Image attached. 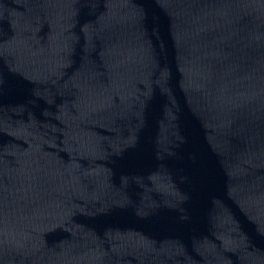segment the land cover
<instances>
[{"label":"water","instance_id":"95a60500","mask_svg":"<svg viewBox=\"0 0 264 264\" xmlns=\"http://www.w3.org/2000/svg\"><path fill=\"white\" fill-rule=\"evenodd\" d=\"M0 264H264V0H0Z\"/></svg>","mask_w":264,"mask_h":264}]
</instances>
